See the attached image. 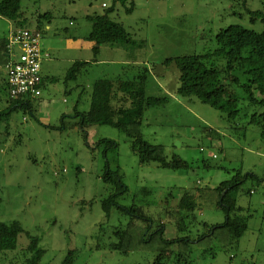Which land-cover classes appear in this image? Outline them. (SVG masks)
<instances>
[{"label":"rangeland","instance_id":"obj_1","mask_svg":"<svg viewBox=\"0 0 264 264\" xmlns=\"http://www.w3.org/2000/svg\"><path fill=\"white\" fill-rule=\"evenodd\" d=\"M116 1L22 0V5L28 17L51 12L61 25L75 18L77 24L91 26L85 17L104 14ZM116 4L112 17L124 24L134 41L122 48L123 53L103 45L100 56L93 51L91 67L80 79L48 78L43 96L31 101L32 111L10 110L6 82H0V221L18 222L24 230L16 251L0 253V264H30L32 254L26 248L32 237L39 238V249L45 252L37 264H61L77 249L82 255L76 264H153L151 253L122 256L98 248L100 226L128 225L133 215L121 208L157 219L168 189L215 188L232 178L229 171L239 168L261 179L248 181L239 193L238 206L251 216L248 231L228 252L216 257L194 254L190 264H264V141L255 127L237 130V124L232 127L214 108L197 99H179L180 72L165 65L178 57L216 53L215 36L230 26L264 33V0H134L132 13L126 11L130 3ZM12 28L10 21L0 18V37L8 36ZM120 58L127 65L112 63ZM143 67L152 75L147 94L172 99L166 107L146 112L144 138L163 145L168 158L177 155L191 164L188 172L141 164L132 141L114 127H88L85 139L75 125V114L90 109L95 80L111 76L108 71L132 77ZM204 161L211 168L204 167ZM109 172L120 175L127 192L116 198L118 207L107 217L103 201L116 192L104 180ZM144 189L152 192L151 197ZM171 202L176 206L177 200ZM200 220L221 225L226 216L221 210H205ZM175 236L170 229L168 237Z\"/></svg>","mask_w":264,"mask_h":264},{"label":"trees","instance_id":"obj_2","mask_svg":"<svg viewBox=\"0 0 264 264\" xmlns=\"http://www.w3.org/2000/svg\"><path fill=\"white\" fill-rule=\"evenodd\" d=\"M116 3L123 6L130 3L131 6L126 8L127 13L134 10V0H117L104 14L85 17L91 25L86 41L96 42L93 49L96 55L103 45L125 48L134 43L124 24L112 17ZM39 13L40 11L36 13L35 22L36 28L42 32L43 21L49 22L53 14ZM0 18L20 29L29 28L33 19L26 15L22 0H0ZM66 32L67 30L64 33ZM215 39L219 46L216 53L187 55L166 61L167 67L175 66L180 72L176 95L181 100L197 99L214 108L232 127L237 124V130L257 128L264 141V33L234 25L217 33ZM10 61L8 38L0 37V71ZM90 67V62H75L65 78L78 80L88 73ZM110 74L111 76L93 82L90 109L75 114L78 119L75 125L81 129L84 138L86 139L88 127L111 126L125 133L132 141V150L138 154L141 164L155 163L175 172L191 170V164L187 161L177 155L168 158L163 145L152 144L144 138L142 127L146 112L166 107L171 102L169 96L153 97L147 94L151 69L140 68L132 77ZM6 87L8 91L7 84ZM32 100L9 99V109L32 111ZM210 132L211 135L220 137L218 131ZM105 142L116 146L111 141ZM213 158L216 159V155ZM227 158L230 159L231 155L227 154ZM204 167L211 168L207 161H204ZM229 173L233 174L232 178L215 188L194 186L168 189L157 219L144 211L121 208L131 212L133 219L125 227L100 226L96 237L97 247H104L122 256L135 252L151 253L155 255L153 264H190V257L194 254L216 257L219 252H228L249 229L251 216H245V209L238 206L241 188L250 180H261L255 173H244L240 168ZM104 180L116 189L102 204L106 216L110 217L113 207H118L116 198L125 194L127 187L119 174L109 172ZM143 193L149 197L152 195L148 189H144ZM178 195L180 197L177 199ZM172 199L177 200L176 206L170 204ZM151 205L153 206V201ZM205 210L223 211L225 222L221 225L202 222L200 213ZM162 219L165 220L164 223H161ZM169 225L173 228H169ZM170 229L175 232V238L168 237ZM23 231L18 222L6 224L0 221V253L16 251ZM39 241V238L32 237L26 248V253L32 254V258L28 260L30 264L39 263L45 253L39 249ZM81 255V250L70 251L61 264H76Z\"/></svg>","mask_w":264,"mask_h":264},{"label":"crops","instance_id":"obj_3","mask_svg":"<svg viewBox=\"0 0 264 264\" xmlns=\"http://www.w3.org/2000/svg\"><path fill=\"white\" fill-rule=\"evenodd\" d=\"M31 22L29 28L37 29L35 18L32 19ZM12 27L10 33L13 30L20 29L15 28L13 25ZM41 30L43 34L44 53L48 55V57L44 58L42 63V76L44 80L42 88L43 96L46 87V80L48 78H56L58 75L66 77L67 71L75 62H89L96 42L86 41V38L90 35L91 26L83 23L77 24L75 18H72L69 23L61 25V22H55L53 16L49 22L43 21ZM66 30L67 32L64 33ZM9 35L6 37L8 38ZM110 50L122 53L125 51L121 47H110ZM101 54L102 47L100 48L98 56ZM112 63L125 66L128 62H126L125 59L120 58L116 61H112ZM0 72V82L2 83V81H6L5 68L3 67ZM108 72L113 73L112 71Z\"/></svg>","mask_w":264,"mask_h":264},{"label":"built area","instance_id":"obj_4","mask_svg":"<svg viewBox=\"0 0 264 264\" xmlns=\"http://www.w3.org/2000/svg\"><path fill=\"white\" fill-rule=\"evenodd\" d=\"M10 64L5 67L9 99H39L42 96L43 34L38 29L13 30L8 37Z\"/></svg>","mask_w":264,"mask_h":264}]
</instances>
